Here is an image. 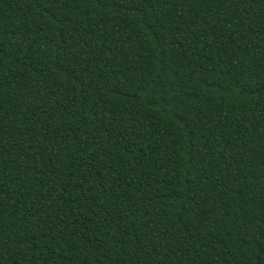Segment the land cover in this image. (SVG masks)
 Wrapping results in <instances>:
<instances>
[{
  "label": "trees",
  "instance_id": "trees-1",
  "mask_svg": "<svg viewBox=\"0 0 264 264\" xmlns=\"http://www.w3.org/2000/svg\"><path fill=\"white\" fill-rule=\"evenodd\" d=\"M0 264H264V0H0Z\"/></svg>",
  "mask_w": 264,
  "mask_h": 264
}]
</instances>
